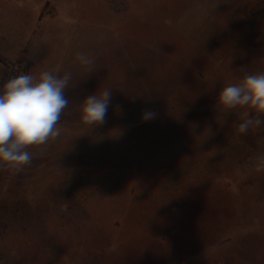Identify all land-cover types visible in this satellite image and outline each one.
Listing matches in <instances>:
<instances>
[{
	"label": "rangeland",
	"instance_id": "obj_1",
	"mask_svg": "<svg viewBox=\"0 0 264 264\" xmlns=\"http://www.w3.org/2000/svg\"><path fill=\"white\" fill-rule=\"evenodd\" d=\"M0 59L71 74L61 135L0 168V264H264V126L214 107L264 72V0H0Z\"/></svg>",
	"mask_w": 264,
	"mask_h": 264
},
{
	"label": "clouds",
	"instance_id": "obj_2",
	"mask_svg": "<svg viewBox=\"0 0 264 264\" xmlns=\"http://www.w3.org/2000/svg\"><path fill=\"white\" fill-rule=\"evenodd\" d=\"M75 60L83 66L93 63L85 53H77ZM71 74L42 71L20 73L0 85V168L20 172L31 164L34 155L30 147L41 146L61 135L59 122L69 100L65 90ZM110 89L97 91L80 103V119L94 127L105 123L111 104ZM215 110L226 116L237 109L247 108V115L236 126L237 134L264 126V72H246L235 83H228L216 96ZM154 113L146 111L142 119L149 120ZM256 171H264V156H259Z\"/></svg>",
	"mask_w": 264,
	"mask_h": 264
},
{
	"label": "trees",
	"instance_id": "obj_3",
	"mask_svg": "<svg viewBox=\"0 0 264 264\" xmlns=\"http://www.w3.org/2000/svg\"><path fill=\"white\" fill-rule=\"evenodd\" d=\"M0 61H1L2 63H4L2 59H0Z\"/></svg>",
	"mask_w": 264,
	"mask_h": 264
}]
</instances>
